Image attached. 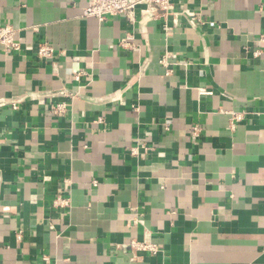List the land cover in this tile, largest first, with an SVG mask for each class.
Listing matches in <instances>:
<instances>
[{
	"label": "crops",
	"instance_id": "obj_1",
	"mask_svg": "<svg viewBox=\"0 0 264 264\" xmlns=\"http://www.w3.org/2000/svg\"><path fill=\"white\" fill-rule=\"evenodd\" d=\"M86 5L0 0L21 45L0 49V101H22L0 106V264H264V0H174L191 25Z\"/></svg>",
	"mask_w": 264,
	"mask_h": 264
},
{
	"label": "built area",
	"instance_id": "obj_2",
	"mask_svg": "<svg viewBox=\"0 0 264 264\" xmlns=\"http://www.w3.org/2000/svg\"><path fill=\"white\" fill-rule=\"evenodd\" d=\"M87 5L83 8V17H94L99 22H104L107 17H126L127 19L133 21L134 13L137 8H142L140 10L141 15L151 16L154 19H160V17H167L169 14L179 16L183 15L187 18L188 23L191 25L193 22H197V16L192 11H181V13H175L173 10L174 0H86ZM163 30L165 33L169 32V28L166 24L163 25ZM14 29L8 23H3L0 25V49L6 55H12L18 53L21 50V45L19 41L15 39ZM129 37H127L122 43L123 48L128 47L133 50L134 48L129 45ZM259 43H264V36L259 38ZM37 59L41 61L49 60L55 54V50L48 44H39L35 51ZM261 51H254L252 55L254 57L260 56ZM173 58L172 55L166 53L159 60V64L164 70L165 75H170L172 71L173 64L170 59ZM178 64V63H176ZM183 67H188L190 63L183 62L179 63ZM178 64V65H179ZM85 75L81 71L74 72L73 79L79 81L81 76ZM199 96H210L211 91L200 89L198 90ZM21 100L12 99L7 102L1 100L0 106L9 104L11 109L18 111L20 108ZM50 113L53 115H64L67 111V105L64 102L58 103L51 108H49ZM137 111V109H135ZM242 120V114L233 113L230 118V127L233 128L239 121ZM95 122H101L98 119ZM167 127V124H165ZM200 127L195 125L190 129V135L192 138H197L200 134ZM95 184V183H94ZM55 209H67L69 207V200L64 197L63 193H59L52 202ZM19 237V236H18ZM130 249L134 252H148L152 255H157L161 252L159 247L149 242H138L132 241L130 243Z\"/></svg>",
	"mask_w": 264,
	"mask_h": 264
}]
</instances>
